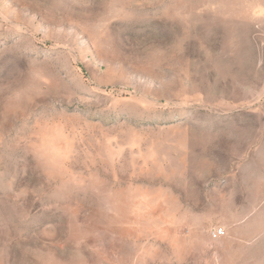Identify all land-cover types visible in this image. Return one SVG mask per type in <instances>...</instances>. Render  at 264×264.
I'll list each match as a JSON object with an SVG mask.
<instances>
[{"label": "rangeland", "instance_id": "1", "mask_svg": "<svg viewBox=\"0 0 264 264\" xmlns=\"http://www.w3.org/2000/svg\"><path fill=\"white\" fill-rule=\"evenodd\" d=\"M0 264H264V0H0Z\"/></svg>", "mask_w": 264, "mask_h": 264}, {"label": "built area", "instance_id": "2", "mask_svg": "<svg viewBox=\"0 0 264 264\" xmlns=\"http://www.w3.org/2000/svg\"><path fill=\"white\" fill-rule=\"evenodd\" d=\"M223 230L219 229V230H216V231H213V237L214 238H219L223 235Z\"/></svg>", "mask_w": 264, "mask_h": 264}]
</instances>
